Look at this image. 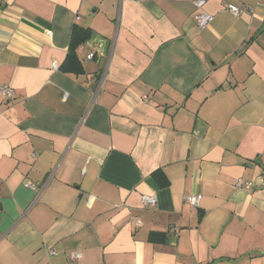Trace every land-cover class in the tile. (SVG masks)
<instances>
[{
    "label": "crops",
    "instance_id": "obj_1",
    "mask_svg": "<svg viewBox=\"0 0 264 264\" xmlns=\"http://www.w3.org/2000/svg\"><path fill=\"white\" fill-rule=\"evenodd\" d=\"M194 1L0 0V264H264V0Z\"/></svg>",
    "mask_w": 264,
    "mask_h": 264
},
{
    "label": "built area",
    "instance_id": "obj_2",
    "mask_svg": "<svg viewBox=\"0 0 264 264\" xmlns=\"http://www.w3.org/2000/svg\"><path fill=\"white\" fill-rule=\"evenodd\" d=\"M204 3H205V0H195L194 1L195 6L199 9L202 8ZM226 8L230 13H232L235 16H238L242 13V10L235 5L227 4ZM212 20H213V15H211L210 13L198 11L194 14V21H195L198 28H203V27L207 26ZM93 56H94V53H89L87 55V58L91 59ZM53 67L56 68V65L53 64ZM0 92L4 98H11L13 95V91H12L11 87H9L7 85L0 86ZM24 186L28 187L30 189H33V190L37 189L36 185L32 182H26V183H24ZM236 186L238 188H245L248 190V189H251L252 182L251 181H243L242 179H238L236 181ZM201 198H202L201 194H197V195L189 194V195L185 196V202L192 205V206H197L199 204V201ZM141 203L143 206H152V205L156 204V198H155V196L141 195ZM136 224L140 225V220H136ZM55 253L56 252L54 250L47 251V255H49V256L53 255ZM71 256L73 258H78V257H80V254L79 253H72Z\"/></svg>",
    "mask_w": 264,
    "mask_h": 264
},
{
    "label": "trees",
    "instance_id": "obj_3",
    "mask_svg": "<svg viewBox=\"0 0 264 264\" xmlns=\"http://www.w3.org/2000/svg\"><path fill=\"white\" fill-rule=\"evenodd\" d=\"M91 32H92L91 29L88 27H83L79 25L73 26L70 45H69V52L65 62L61 66L63 71L76 72L74 68V64L78 62V58L75 50L79 44L85 42L91 36ZM157 173H159V171L155 172V176L157 175ZM159 182L161 185H165L167 181L164 176H160ZM150 238L156 239L157 234H152Z\"/></svg>",
    "mask_w": 264,
    "mask_h": 264
},
{
    "label": "water",
    "instance_id": "obj_4",
    "mask_svg": "<svg viewBox=\"0 0 264 264\" xmlns=\"http://www.w3.org/2000/svg\"><path fill=\"white\" fill-rule=\"evenodd\" d=\"M89 40L94 41L93 43H95V42L99 43L100 44V48H99L100 51H102V50L104 51L105 50L106 42H105L104 39L100 38L98 35H96V34L91 35Z\"/></svg>",
    "mask_w": 264,
    "mask_h": 264
}]
</instances>
